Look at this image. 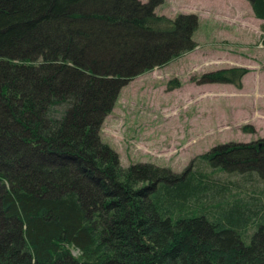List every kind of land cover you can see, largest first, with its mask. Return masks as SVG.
<instances>
[{
	"label": "trees",
	"instance_id": "16d2710c",
	"mask_svg": "<svg viewBox=\"0 0 264 264\" xmlns=\"http://www.w3.org/2000/svg\"><path fill=\"white\" fill-rule=\"evenodd\" d=\"M247 2L264 21V0ZM152 5L0 0V264H264L262 192L212 176L264 179V139L173 174L123 169L99 138L127 81L194 48L195 20ZM243 74L199 79L239 87Z\"/></svg>",
	"mask_w": 264,
	"mask_h": 264
},
{
	"label": "rangeland",
	"instance_id": "374dc122",
	"mask_svg": "<svg viewBox=\"0 0 264 264\" xmlns=\"http://www.w3.org/2000/svg\"><path fill=\"white\" fill-rule=\"evenodd\" d=\"M149 1L155 16L195 20L194 48L127 81L102 120L99 138L123 169L150 164L180 174L199 165L212 172L197 157L264 139V21L253 16L247 0H139ZM229 68L244 70L239 87L200 82L203 74ZM241 175L212 176L241 186L230 194L261 191L264 200V179L244 183Z\"/></svg>",
	"mask_w": 264,
	"mask_h": 264
},
{
	"label": "built area",
	"instance_id": "2783aa9c",
	"mask_svg": "<svg viewBox=\"0 0 264 264\" xmlns=\"http://www.w3.org/2000/svg\"><path fill=\"white\" fill-rule=\"evenodd\" d=\"M77 252V251H76Z\"/></svg>",
	"mask_w": 264,
	"mask_h": 264
}]
</instances>
